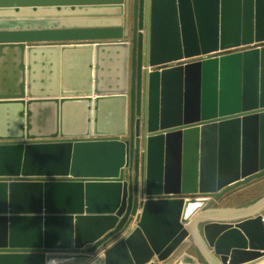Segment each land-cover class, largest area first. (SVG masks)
<instances>
[{
	"label": "water",
	"instance_id": "obj_1",
	"mask_svg": "<svg viewBox=\"0 0 264 264\" xmlns=\"http://www.w3.org/2000/svg\"><path fill=\"white\" fill-rule=\"evenodd\" d=\"M263 178L264 0H0V264L253 263Z\"/></svg>",
	"mask_w": 264,
	"mask_h": 264
},
{
	"label": "crops",
	"instance_id": "obj_2",
	"mask_svg": "<svg viewBox=\"0 0 264 264\" xmlns=\"http://www.w3.org/2000/svg\"><path fill=\"white\" fill-rule=\"evenodd\" d=\"M264 180L263 179H260ZM242 187H239L230 193L224 195L220 200L211 202L207 205L206 208L219 210L220 212H231L235 213L239 209H243L246 207H251L257 201L261 200L264 197V192L260 194L259 197L253 199L251 201L245 203H233L231 202V198L235 194H239L238 191ZM214 202V203H212ZM220 202V203H218ZM257 214V213H256ZM261 215L262 222L264 224V209L259 213ZM233 215V214H232ZM236 215H234L235 217ZM226 219V218H225ZM235 221V220H234ZM203 223L197 224L198 230V238L193 237L192 235L184 242L171 256L169 259L165 261L166 264H217L218 263V256L213 252L211 247L208 246L207 242L203 238L202 235V227ZM257 225L256 224H247L244 227V231L247 234H254L257 233ZM218 229L213 228L211 230V236L215 237L218 233ZM247 239H245L243 233H236L230 234L227 237H223L220 241L219 245L222 249L226 250L231 246H242L246 244Z\"/></svg>",
	"mask_w": 264,
	"mask_h": 264
},
{
	"label": "rangeland",
	"instance_id": "obj_3",
	"mask_svg": "<svg viewBox=\"0 0 264 264\" xmlns=\"http://www.w3.org/2000/svg\"><path fill=\"white\" fill-rule=\"evenodd\" d=\"M242 188L239 189L238 193L235 194L231 198V202L233 203H245L248 201H251L253 199H256L260 196L261 193L264 192V180H256L249 184H246L244 186H241ZM221 199V198H220ZM214 203V202H212ZM220 203V202H218Z\"/></svg>",
	"mask_w": 264,
	"mask_h": 264
},
{
	"label": "bare ground",
	"instance_id": "obj_4",
	"mask_svg": "<svg viewBox=\"0 0 264 264\" xmlns=\"http://www.w3.org/2000/svg\"><path fill=\"white\" fill-rule=\"evenodd\" d=\"M251 263V262H250ZM249 263V264H250ZM251 264H264V257L263 258H260V259H258V260H256V261H254L253 263H251Z\"/></svg>",
	"mask_w": 264,
	"mask_h": 264
},
{
	"label": "built area",
	"instance_id": "obj_5",
	"mask_svg": "<svg viewBox=\"0 0 264 264\" xmlns=\"http://www.w3.org/2000/svg\"><path fill=\"white\" fill-rule=\"evenodd\" d=\"M141 32L144 33V31H141ZM151 69H153V68H149V70H151ZM137 213H138V212H137ZM136 217H137V216H134V217H133V220H132V222H131V225L135 223V221H136Z\"/></svg>",
	"mask_w": 264,
	"mask_h": 264
}]
</instances>
